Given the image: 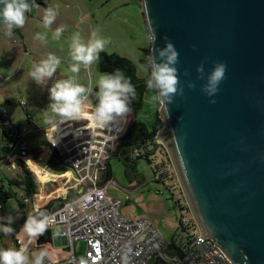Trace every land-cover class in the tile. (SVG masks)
I'll use <instances>...</instances> for the list:
<instances>
[{
	"label": "water",
	"instance_id": "95a60500",
	"mask_svg": "<svg viewBox=\"0 0 264 264\" xmlns=\"http://www.w3.org/2000/svg\"><path fill=\"white\" fill-rule=\"evenodd\" d=\"M141 3L149 35L156 32L154 48L167 37L179 52L184 95L168 109L159 106L157 137L193 217L234 264H264V0ZM152 55L150 41L149 61ZM216 62L227 65L226 78L208 97L196 69L203 63L207 75Z\"/></svg>",
	"mask_w": 264,
	"mask_h": 264
},
{
	"label": "rangeland",
	"instance_id": "374dc122",
	"mask_svg": "<svg viewBox=\"0 0 264 264\" xmlns=\"http://www.w3.org/2000/svg\"><path fill=\"white\" fill-rule=\"evenodd\" d=\"M48 8L55 10L57 16L50 29L46 30L42 21ZM142 8L141 0H46V5L32 4L24 26L19 29L20 36L18 33L0 32V106H4L9 113L8 117L3 118L6 121L10 118L21 128L25 126L28 129L24 139L30 148H37L44 144L47 138V128L59 118V116H54L47 107L50 103L48 89L56 81L72 77L76 82L86 87L91 85L92 89H96L99 76L101 73H106L99 69V61L91 65L89 69L81 65L78 74L70 71V65L73 63L70 56L73 34L79 33L82 41L87 43L91 32L98 30L100 37L110 40L104 52H115L130 58L138 66V75L142 76L145 73V68L139 63V58L142 48L150 46V35ZM61 26L64 27L61 38L53 40L52 31ZM38 32H47L48 39L45 42L36 40L35 35ZM49 54L57 56L61 63L50 80L46 79L43 85H37L30 78L29 71L34 64L46 59ZM154 94L153 91L148 90L143 107L136 112V118L145 122L150 130L153 129L156 120L157 103L150 101L151 95ZM91 102V97H89L87 103ZM49 118L53 120L52 123L47 122ZM34 124L38 128H35ZM160 153L161 151L157 150V155ZM30 156L29 168L38 170L33 164L38 163L31 151ZM109 163L111 178L108 194L124 199L123 204L118 208L119 212L129 219L146 218L149 220L163 234L166 242L164 249L166 257L177 254V248L174 246L179 247L183 242L180 228L181 215L189 217L190 213L192 217L194 216L179 179L178 182L184 196L183 202L188 205L189 212L186 209L181 210L176 202V194L180 195V191L176 189L173 197L171 191L162 182L154 179L153 169L145 158H136L133 162H128L113 156ZM47 168L49 172L57 173L69 167L62 168L57 162H49ZM1 169L10 175L16 173V170L6 161L1 163ZM58 186L60 187L61 183ZM54 188H56L55 185ZM37 192L36 203H42L47 196H43V193L39 194V189ZM56 193H52L51 196L58 199L56 196L61 192ZM127 195L129 201L125 200ZM77 197L78 193L74 191L69 193V200ZM9 205L15 207L16 200L11 199ZM29 208L32 210L31 205ZM50 229L52 233L50 243L38 245L37 238L33 239L27 249L30 259L33 254L41 250H50L51 255L55 256L64 254L66 244H57L55 238L63 231L62 225H52ZM19 236L24 238L27 234L21 231ZM12 248L16 249L15 239L9 236L0 238V249ZM75 250L78 257L83 256L84 241H77Z\"/></svg>",
	"mask_w": 264,
	"mask_h": 264
},
{
	"label": "built area",
	"instance_id": "2783aa9c",
	"mask_svg": "<svg viewBox=\"0 0 264 264\" xmlns=\"http://www.w3.org/2000/svg\"><path fill=\"white\" fill-rule=\"evenodd\" d=\"M95 106L85 101L82 118L61 119L57 135L51 134L54 131L52 128L48 132L49 139L46 138L59 151L58 165L72 169L75 181L56 196L61 200L47 213L50 218L49 229L52 225H62L63 231L55 238L57 244H66V250L62 256L51 255L50 250H47L44 264H234L212 238H204V232L192 216L181 215L183 242L177 247V254L166 257V242L156 226L146 218L129 219L119 212L118 208L124 199L109 195L110 178L105 182L103 179L107 172L106 160L130 126L132 115L128 113L116 117L109 124L101 126L90 119ZM0 113L3 117L9 116L2 105ZM27 131L25 126L14 127L6 139L0 140L8 151L4 161L10 163L13 169L19 159L29 168L31 156L24 139ZM155 141L161 142L157 135ZM36 168L39 172L35 168L29 169L37 177L39 188L45 186V183L58 182V179H43L42 176L47 172L38 166ZM154 178L159 179V176L155 175ZM72 191L78 193V197L69 200ZM125 200L129 201L128 195ZM44 204L35 203L33 210L38 211ZM190 219H193V224ZM33 239L28 236L22 238L18 234L15 238L16 249L22 246L28 249ZM80 240L85 243V253L78 257L75 244ZM50 242H38L37 238L36 243Z\"/></svg>",
	"mask_w": 264,
	"mask_h": 264
},
{
	"label": "clouds",
	"instance_id": "9594fccd",
	"mask_svg": "<svg viewBox=\"0 0 264 264\" xmlns=\"http://www.w3.org/2000/svg\"><path fill=\"white\" fill-rule=\"evenodd\" d=\"M0 32L11 34L13 29L22 28L26 21V13L31 11V4L28 0H0ZM57 12L52 8H48L43 16L44 29H50L55 21ZM64 32V27H57L52 31L51 38L59 40ZM35 39L45 42L48 39V33H36ZM155 55L150 58V76L146 81L147 89L155 94L151 95L150 101L158 103L161 107L168 109V105L172 104L174 97L184 95V89L180 86L179 73L176 65L179 63V52L174 44L165 39V46L155 49V41L157 39L155 29L149 37ZM109 39L100 37L98 30H93L87 43L82 41L79 33L73 34L70 44V56L73 63L70 65L72 73H79L81 65L85 69H89L91 65L98 62L100 53L104 52ZM61 61L60 59L49 54L46 59L34 64L29 71L30 78L37 84L43 85L45 80H50L57 71ZM198 79H206V83L202 86L201 91L208 97H213L219 91L220 83L226 78L227 65L223 62H216L212 70L205 75L204 65L201 63L197 67ZM188 76L187 71L184 72ZM97 91L94 95L96 98V106L94 113L90 119L103 126L107 125L116 117L124 116L132 111L130 104L135 99L136 90L131 83V79L126 77L124 72L117 68L112 73H101L96 82ZM189 88H195V84L188 83ZM48 108L54 116H59L64 120H78L83 116V106L88 100L90 94L93 93L91 87H86L72 77L62 79L55 82L49 89ZM215 103V100H210ZM48 123L53 120L49 118ZM31 160V159H29ZM27 160V161H29ZM13 222L11 216L8 217V224L0 226V232L4 235L12 234L15 229L10 225ZM50 224L49 216L44 212L37 214H29L23 224L22 231L27 234L30 239L38 238L48 230ZM48 256L47 251L41 250L33 254L30 259L26 247L18 249H0V264H44L45 258Z\"/></svg>",
	"mask_w": 264,
	"mask_h": 264
},
{
	"label": "trees",
	"instance_id": "16d2710c",
	"mask_svg": "<svg viewBox=\"0 0 264 264\" xmlns=\"http://www.w3.org/2000/svg\"><path fill=\"white\" fill-rule=\"evenodd\" d=\"M39 2L46 5L45 0H39ZM149 53L150 46L142 48V54L139 58V63L145 68V73L142 76L138 75V66L130 58L115 52H101L100 54L99 69L106 73H112L117 68L121 69L125 76L131 79V83L136 90L135 99L130 104L132 112H134V118L110 154V157L106 160L107 172L103 182L111 178V167L109 163L111 157L116 156L128 162H133L136 158H145L151 165L154 176H159V179H154L162 182L171 191L173 197L175 196V190L178 189L181 196L176 194V202L181 210L186 209L189 212L188 205L183 202V192L170 156L164 146L155 141L157 132L163 126V120L159 113L160 105L157 103L156 120L152 130L147 127L145 122L139 121L136 118V112L143 107L145 96L148 93L146 81L150 76ZM97 90V88L93 89L91 96L92 103L95 105L97 101L94 93ZM19 126L10 118L6 121L0 113V140L3 141L6 139L13 128ZM157 150L161 151L159 155H157ZM30 151L33 154V158L42 167L48 166L49 162H57L59 156L57 147L52 145L47 139L40 147H29V154ZM7 152L3 143H0V166ZM14 169L16 170L14 175L4 173L3 171L0 172V226L7 225L8 217L11 216L13 222L10 226L15 231L10 235H4L3 232H0V238L9 236L15 239L22 231L23 224L29 214L35 215L38 211L47 214L51 209L50 205L44 204L40 206L38 211L33 210V205L36 203V192L39 187L38 179L22 159L17 161V166ZM11 199L16 200L15 207L9 205ZM29 205L32 206V210L29 208ZM190 216L191 214L189 213ZM190 221L193 224V219H190ZM51 239V229L48 228L44 235L38 237V242H48Z\"/></svg>",
	"mask_w": 264,
	"mask_h": 264
},
{
	"label": "crops",
	"instance_id": "0c3cea01",
	"mask_svg": "<svg viewBox=\"0 0 264 264\" xmlns=\"http://www.w3.org/2000/svg\"><path fill=\"white\" fill-rule=\"evenodd\" d=\"M130 115H132V120L134 118V113L131 111L129 113ZM61 117H59L54 123H52L51 125H49V127L46 130V134H47V139H49V130L50 129H54L53 133L51 131V134H55L57 135L58 131H59V127H60V123H61ZM35 128H38L36 124H34ZM49 132V133H48ZM35 167H40L41 169H43V171L46 173V175H43L42 178L43 179H47V178H53V179H58V182L56 183H45V186H42L39 188V194H44L43 196H47V198L42 202L45 203L46 205H50V207H53L55 205V203H57L58 200H61V198L59 199H55L53 196H51L52 193H56L57 189H60L59 192H63L61 190H65L66 187L71 186L74 181H75V173L72 169L70 168H63V170L61 172H54L51 173L49 172L47 169L48 166L42 167L39 164H35L33 163ZM37 165V166H36ZM47 168V169H46ZM3 171V170H2ZM39 172V171H38ZM48 173L52 174L49 175ZM61 183V186L59 187L58 185ZM54 185L56 186V188H54ZM43 189V190H42ZM51 191V192H49ZM47 192H49L50 194H48ZM56 193V194H58ZM50 196V197H49ZM52 200H54V202H52ZM61 202V201H60ZM52 204V205H51Z\"/></svg>",
	"mask_w": 264,
	"mask_h": 264
},
{
	"label": "flooded vegetation",
	"instance_id": "af4514ba",
	"mask_svg": "<svg viewBox=\"0 0 264 264\" xmlns=\"http://www.w3.org/2000/svg\"><path fill=\"white\" fill-rule=\"evenodd\" d=\"M45 2H46V0H45ZM36 4H38V5H43L42 3L39 2V0L37 1ZM19 29H20V28H19ZM19 29H18V30H19ZM18 30H17V31H18Z\"/></svg>",
	"mask_w": 264,
	"mask_h": 264
},
{
	"label": "bare ground",
	"instance_id": "6f19581e",
	"mask_svg": "<svg viewBox=\"0 0 264 264\" xmlns=\"http://www.w3.org/2000/svg\"><path fill=\"white\" fill-rule=\"evenodd\" d=\"M160 141L164 142V140L160 137ZM39 204V203H38Z\"/></svg>",
	"mask_w": 264,
	"mask_h": 264
}]
</instances>
